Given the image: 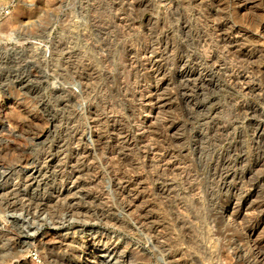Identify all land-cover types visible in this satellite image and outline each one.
<instances>
[{
	"label": "rangeland",
	"instance_id": "obj_1",
	"mask_svg": "<svg viewBox=\"0 0 264 264\" xmlns=\"http://www.w3.org/2000/svg\"><path fill=\"white\" fill-rule=\"evenodd\" d=\"M197 1L0 0V264H264V99L192 62L264 81V0Z\"/></svg>",
	"mask_w": 264,
	"mask_h": 264
},
{
	"label": "bare ground",
	"instance_id": "obj_2",
	"mask_svg": "<svg viewBox=\"0 0 264 264\" xmlns=\"http://www.w3.org/2000/svg\"><path fill=\"white\" fill-rule=\"evenodd\" d=\"M194 1V0H193ZM215 1H220V0H198L197 1V9H198V7L199 8H201L200 9V11H197V12H194V13H196V17H195V21H196V26H197V23L199 22H201L200 20H204V18H203V12H201V11H207V12H212V10H211V7L209 6L210 5V3H213V2H215ZM221 1H223V0H221ZM243 0H239V1H237L238 3H240V2H242ZM186 2H188V1H186ZM190 2V1H189ZM192 2V1H191ZM229 2V0L227 1V3ZM196 3V2H195ZM222 3V2H221ZM230 3H231V1H230ZM237 3V4H238ZM246 3V2H245ZM168 4V3H167ZM223 4H226V3H223ZM184 5V4H183ZM186 5V4H185ZM188 5L190 6L191 5V3H188ZM215 5H216V3H215ZM227 5V4H226ZM195 6V5H194ZM217 6V5H216ZM219 6V5H218ZM217 6V7H218ZM222 6V5H221ZM237 6V5H236ZM181 7V6H180ZM179 7V2L178 1H172L171 2V4H169V6L165 9L167 12H166V14H165V18H167L168 17V19L169 18H171V22L173 21V20H175L174 19V17L176 16L175 15V11L177 12V10L180 8ZM187 7V6H186ZM192 7V6H191ZM196 8V7H195ZM204 8V9H203ZM219 8V7H218ZM224 8V7H223ZM247 8V7H246ZM185 9V8H184ZM188 9V8H187ZM186 9V10H187ZM192 9V8H191ZM196 9V10H197ZM219 9H221V8H219ZM250 9V8H249ZM180 10V9H179ZM190 10V9H189ZM193 10V9H192ZM223 10V9H222ZM253 10V9H252ZM184 11V10H183ZM214 11V10H213ZM216 11V10H215ZM187 12V11H186ZM206 12V13H207ZM252 12V11H251ZM178 13V12H177ZM181 13H182V10H181ZM208 14V13H207ZM212 14V13H211ZM183 14H181V16H182ZM206 15V14H205ZM179 16V15H178ZM184 16V15H183ZM207 16V15H206ZM188 17V16H187ZM190 17H191V14H190ZM183 18V20L185 19L184 17H182ZM192 18V17H191ZM207 17H205V19H206ZM209 18H210V16H209ZM208 18V19H209ZM179 19V18H178ZM187 19V18H186ZM217 19V18H216ZM167 20V19H166ZM177 20V19H176ZM175 20V22H176V28H175V30L176 31H178L179 33H181V34H183L184 36V39H185V36H186V40H184L185 41V44L187 45H196V46H201L203 49H205V47H207V49H208V44L210 43V41L213 39V37L211 36V34H209V29H207V28H209L210 26L208 25L209 23H207V22H205V21H203L202 23H204L205 22V25L203 26L204 28H203V30H197V29H195V30H197V31H193V28H192V26H191V24L192 23H189V22H182V23H180L179 21H176ZM194 20V19H193ZM212 20H213V18H212ZM190 21V20H189ZM213 21H215V20H213ZM216 21H218V20H216ZM247 21H249V23L250 24H252V26L253 27H255V28H257V29H259V27H264V21H259V20H255V19H249V20H247ZM165 22V21H164ZM170 22V23H171ZM192 22V21H191ZM194 22V21H193ZM228 22L229 21H226L225 23H220V22H218V23H214V22H211V23H213L214 25L216 24V27L214 28V29H216V28H222V27H224L225 25H228ZM245 22V21H244ZM198 23V24H199ZM202 23H200V24H202ZM231 23V22H230ZM172 24V23H171ZM246 25H247V23H245ZM192 25H194V24H192ZM235 25V24H234ZM233 25V26H234ZM151 26V25H150ZM171 26V25H170ZM229 26H230V24H229ZM175 27V26H174ZM205 27H207V28H205ZM212 27V26H211ZM227 27V26H226ZM167 28V27H166ZM201 28H202V25H201ZM213 28V27H212ZM225 28V27H224ZM169 30V29H168ZM213 30V29H212ZM227 30H228V28H227ZM218 31V30H217ZM216 31V32H217ZM225 31V30H224ZM230 31V30H229ZM236 31V30H235ZM166 32V31H165ZM164 32V33H165ZM175 32V31H174ZM178 32H175V33H178ZM214 32V31H213ZM221 33H222V30L220 31ZM237 32V31H236ZM241 32V31H240ZM175 33H173V34H175ZM178 33V34H179ZM210 33H211V31H210ZM218 33V32H217ZM178 34L176 35V36H178ZM220 34V33H219ZM232 34H234V33H232ZM170 33H166L164 36H163V38L167 41V40H169V39H171V38H173V35H170ZM223 35V34H222ZM243 35V34H242ZM241 35V36H242ZM245 35V34H244ZM175 36V37H176ZM182 36V35H181ZM236 36V35H235ZM171 37V38H170ZM179 37V36H178ZM219 37V36H218ZM234 37V36H233ZM231 38V37H226V36H223L222 38H221V42L223 43V48L222 49H224V50H226V44H224V43H227V44H232L233 42H236L237 40H235L234 38ZM180 38V37H179ZM216 38V37H215ZM214 38V39H215ZM177 39V38H176ZM213 39V40H214ZM181 40V39H180ZM176 41H178V40H176ZM175 42V41H174ZM180 42V44H182L183 42H182V40L181 41H179ZM213 42H216V40H214ZM212 42V43H213ZM246 42V41H245ZM165 44H167V43H165ZM239 44V43H238ZM214 45L216 46V44L214 43ZM220 45H222V44H220ZM241 44H239V46H240ZM190 47V46H189ZM236 47V46H235ZM238 47V46H237ZM236 47V48H237ZM193 48V47H192ZM256 48V47H255ZM46 49V48H45ZM206 49V50H207ZM221 49V50H222ZM254 49V48H253ZM200 50V49H199ZM205 50V51H206ZM230 50V49H229ZM233 50V49H232ZM207 51H209V50H207ZM218 51V50H217ZM219 51H220V49H219ZM192 52V51H191ZM204 52V51H203ZM202 52V53H203ZM209 52H211V51H209ZM223 52V51H222ZM222 52H220V54H222ZM225 52V51H224ZM223 52V53H224ZM230 52H232V51H230ZM233 52H235L234 50H233ZM261 52V51H260ZM207 53V52H206ZM205 53V54H206ZM259 53V52H258ZM262 53V52H261ZM190 54V53H189ZM224 54H227V53H224ZM240 54V53H239ZM202 55V54H201ZM201 55H199V54H197L196 52H192V57H193V60L194 61H192V62H195V66H194V68L197 70V73L200 75V76H202L203 74V71L205 72V70H207L208 68H213L214 70V72H212V70H210L211 71V73H215V74H219V73H221L224 77H225V79H226V81L228 82H226V85L227 84H229V83H237L236 85L239 87V89L238 90H240L239 91V93L241 94V93H244V94H248V93H255V95H257L258 97H260V98H263L264 99V81H262V80H260L259 78H256V81L257 82H255V83H251V79L253 78V74L251 73V70L249 71V67L248 66H250V65H248V66H244V64H241L240 63V66L241 65H243V66H241V67H237V65L236 66H231V64L230 63H227V64H230V66L229 65H224V63H223V60L225 59V56H224V59H223V57L221 56H219V55H217L216 53H215V51L214 52H211V53H208L207 55H205L204 57H201ZM204 55V54H203ZM241 55V54H240ZM239 55V56H240ZM162 56V55H161ZM229 56V55H228ZM236 56H237V54H236ZM239 56H237V57H239ZM243 56V55H242ZM246 57H247V55H245ZM241 57V56H240ZM245 57V58H246ZM189 58V57H188ZM223 60H222V59ZM244 58V57H243ZM242 58V59H243ZM251 58V57H250ZM255 58H257V57H255ZM182 59V58H181ZM227 59V58H226ZM247 60L249 59V58H246ZM197 62H196V61ZM250 60V59H249ZM264 60V59H263ZM184 61V60H183ZM260 61V60H259ZM258 60H257V64H259V66H260V63H258L259 62ZM186 62V61H185ZM261 63H262V61H260ZM187 63V62H186ZM189 63V62H188ZM233 63V62H232ZM248 63V62H247ZM182 64H184V63H182ZM194 64V63H193ZM249 64V63H248ZM263 64V63H262ZM186 66V65H185ZM238 66H239V64H238ZM251 66H253V65H251ZM258 66V67H259ZM184 67V66H183ZM253 69H254V67H253ZM260 69H261V67H260ZM195 70V71H196ZM255 70H256V68H255ZM209 71V70H208ZM209 71V72H210ZM191 72H192V70H191ZM206 73V72H205ZM256 73H258L257 72V70H256ZM194 74V73H193ZM206 74H210V73H206ZM192 76V75H191ZM206 75H204V77H205ZM195 77V79H196V77H198V76H194ZM191 78V77H190ZM193 78V77H192ZM191 78V79H192ZM189 79V78H188ZM259 79V80H258ZM253 80V79H252ZM254 81V80H253ZM232 83V84H233ZM235 87V86H234ZM231 88H233V87H231ZM236 88V87H235ZM237 90V89H236ZM237 90V91H238ZM238 93V94H239ZM236 95V94H235ZM241 96H242V94H241ZM235 101V100H234ZM243 108V107H242ZM152 113V110H149L148 111V113H146V115L143 117V120L142 121H148V119L151 117L150 115H152L151 114ZM149 117V118H148ZM144 123V122H143ZM147 126V125H146ZM145 129V128H144ZM162 156V155H161ZM170 156V155H169ZM169 158V157H168ZM179 166V165H178ZM175 167V166H174ZM257 185V184H256ZM63 189V188H62ZM78 189V188H77ZM83 189V188H82ZM69 190V189H68ZM103 193V192H102ZM111 193V192H110ZM119 193V192H118ZM129 193V192H128ZM136 193V192H135ZM137 193H139V192H137ZM106 194V193H105ZM58 196V195H57ZM124 196V195H123ZM134 196V195H133ZM118 198V197H117ZM61 199V198H60ZM63 199V198H62ZM65 199V198H64ZM131 200V199H130ZM62 201V200H61ZM97 203V202H96ZM129 206V205H128ZM262 208V207H261ZM237 211V210H236ZM246 212V211H245ZM244 212V213H245ZM223 214V213H222ZM224 214L228 217V221L227 222H229V223H236V216H235V212H234V209L232 208V207H229V208H227L225 211H224ZM223 214V215H224ZM238 214V213H237ZM131 215V214H130ZM72 216V215H71ZM129 216V215H128ZM187 216V215H186ZM238 216V215H237ZM106 220V219H105ZM120 220V219H119ZM135 220V219H134ZM118 221V220H117ZM124 221V220H123ZM107 222V221H106ZM119 223V222H118ZM141 224H139L140 225V228H142V229H145L146 227L144 226V223H142V222H140ZM169 223V222H168ZM53 224V223H52ZM120 224V223H119ZM122 224V223H121ZM120 224V225H121ZM137 224V223H136ZM114 225V224H113ZM123 225V224H122ZM125 225V224H124ZM130 225V224H129ZM145 227V228H144ZM121 228V227H120ZM147 228H148V226H147ZM137 229H139V228H137ZM160 229V228H159ZM158 229V230H159ZM124 230V229H123ZM127 230V229H126ZM147 230V229H146ZM148 231H150V230H148ZM138 232H139V230H138ZM141 232H143V231H141ZM146 234V233H145ZM34 235H35V232L33 231V233H31L30 234V236H32V237H34ZM144 237V236H143ZM260 237V236H259ZM153 238L154 237H152V236H150L149 234L147 235L146 234V236H145V240L144 241H147L148 243H152L153 242ZM156 238V237H155ZM58 239V238H57ZM256 239V238H255ZM52 240V239H51ZM62 240V239H61ZM154 241H155V239H154ZM162 241V240H161ZM164 241V240H163ZM50 242V241H49ZM146 243V242H145ZM147 243V244H148ZM155 243V242H154ZM51 244H58V245H65L64 243H63V241H59V239H58V241H52L51 242ZM156 244V243H155ZM154 244V245H155ZM54 246V245H53ZM161 246V245H160ZM159 246V247H160ZM254 246H255V244H254ZM253 247V246H252ZM251 247V248H252ZM144 249V248H143ZM257 249V252H258V248H256V247H254L253 248V250H256ZM154 250V249H153ZM252 250V251H253ZM256 252V253H257ZM258 254H259V252H258ZM257 254V255H258ZM109 256V254L107 255L106 253H101L100 251H95L94 253H93V258H100V257H103L104 259H106L107 257ZM256 256V255H255ZM255 256H253V257H255ZM258 257V256H257ZM260 258V257H259ZM171 259V258H170ZM256 259V258H255ZM80 264H98V261L97 260H95V259H86V261L85 262H79Z\"/></svg>",
	"mask_w": 264,
	"mask_h": 264
},
{
	"label": "built area",
	"instance_id": "obj_3",
	"mask_svg": "<svg viewBox=\"0 0 264 264\" xmlns=\"http://www.w3.org/2000/svg\"><path fill=\"white\" fill-rule=\"evenodd\" d=\"M5 14H8V11H5Z\"/></svg>",
	"mask_w": 264,
	"mask_h": 264
}]
</instances>
